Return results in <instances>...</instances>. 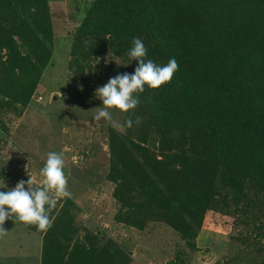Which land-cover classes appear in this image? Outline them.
Returning a JSON list of instances; mask_svg holds the SVG:
<instances>
[{
    "label": "trees",
    "instance_id": "16d2710c",
    "mask_svg": "<svg viewBox=\"0 0 264 264\" xmlns=\"http://www.w3.org/2000/svg\"><path fill=\"white\" fill-rule=\"evenodd\" d=\"M82 12L71 31L80 80L87 41L131 62L133 73L134 37L155 63L179 62L170 82L146 87L134 114H124V132L109 127L114 219L138 228L163 221L195 245L205 213H225L227 198L237 212L257 203L264 211V0H90ZM53 36L48 0H0V111L28 103L50 61ZM68 203L75 205L67 198L42 233L41 264L130 261L102 229L63 237Z\"/></svg>",
    "mask_w": 264,
    "mask_h": 264
},
{
    "label": "rangeland",
    "instance_id": "374dc122",
    "mask_svg": "<svg viewBox=\"0 0 264 264\" xmlns=\"http://www.w3.org/2000/svg\"><path fill=\"white\" fill-rule=\"evenodd\" d=\"M88 1L48 0L54 30L50 61L24 108L0 111L6 126L0 129V191L11 190L20 180L27 181L29 175L36 186H42L40 171L47 154L62 152L68 189L75 202L68 203V223L61 222L63 237L81 236L88 227L102 229L130 254L125 264H259L264 252V229L257 223L259 217L264 221V211L259 203L237 212L229 198L225 199V213L212 209L205 213L195 245L163 221L152 220L138 228L114 219L115 183L106 176L112 125L103 118L94 119L98 107L103 106L95 91L110 78L134 73L131 62L98 41H87L88 55L80 56L84 80L76 76L75 70L80 67L73 61L71 31ZM113 116L122 126L118 130L124 132V114L113 110ZM245 189L260 198L251 183ZM66 200L58 199L51 219ZM4 228L7 234L0 237V264H41L44 231L11 219L6 220Z\"/></svg>",
    "mask_w": 264,
    "mask_h": 264
},
{
    "label": "clouds",
    "instance_id": "9594fccd",
    "mask_svg": "<svg viewBox=\"0 0 264 264\" xmlns=\"http://www.w3.org/2000/svg\"><path fill=\"white\" fill-rule=\"evenodd\" d=\"M128 55L132 61H138L134 74H119L95 91L103 106L98 107L94 119L99 121L103 118L116 129L122 126L114 119L113 110L120 114H134L139 105V97L145 92L146 87L156 90L170 82L179 71L176 57L161 64L148 59V49L140 38H133ZM140 122L141 118L137 116L135 123ZM126 123L129 128L133 126L131 116ZM64 169V154L49 152L40 171L44 178L42 186H36L29 175L27 181L20 180L11 190L0 191V237L7 234L4 224L9 219L15 223L22 222L35 226L39 231L46 232L51 228L50 214L55 209L58 199H71L73 195L68 189V176Z\"/></svg>",
    "mask_w": 264,
    "mask_h": 264
}]
</instances>
